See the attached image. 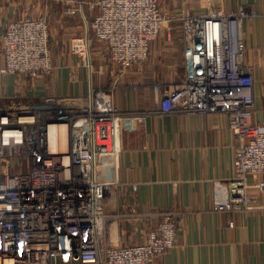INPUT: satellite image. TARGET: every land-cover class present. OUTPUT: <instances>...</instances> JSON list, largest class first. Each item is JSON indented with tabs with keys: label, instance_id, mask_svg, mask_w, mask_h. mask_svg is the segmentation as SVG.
I'll return each mask as SVG.
<instances>
[{
	"label": "built area",
	"instance_id": "1",
	"mask_svg": "<svg viewBox=\"0 0 264 264\" xmlns=\"http://www.w3.org/2000/svg\"><path fill=\"white\" fill-rule=\"evenodd\" d=\"M89 4L97 9L92 21L96 39L108 46L111 64L122 69L147 61L152 41L169 23L180 22L186 75L162 91L160 109L227 115L238 140L236 174L228 186L217 183L215 207L254 208L264 194V124L253 121L254 77L245 64L243 38L247 7L181 11L173 17L163 12L158 0ZM2 45L3 73L38 78L53 72L45 18L26 14L10 22ZM91 46L89 37L72 40L73 53L88 67ZM120 119L105 88L0 111L2 264H153L175 245L179 217L169 210L161 213L158 228L145 242L123 246L110 238L106 198L118 181Z\"/></svg>",
	"mask_w": 264,
	"mask_h": 264
},
{
	"label": "crops",
	"instance_id": "2",
	"mask_svg": "<svg viewBox=\"0 0 264 264\" xmlns=\"http://www.w3.org/2000/svg\"><path fill=\"white\" fill-rule=\"evenodd\" d=\"M72 1L0 0V111L45 101L50 94L82 96L107 89L121 112L118 181L106 198L105 225L113 242H145L158 228L161 213L169 210L179 217L176 243L153 264H264V194L252 209L221 211L214 203L217 183L228 186L236 174L238 140L227 115L160 109L162 91L186 75L181 27L164 28L152 41L147 61L122 69L111 64L108 46L94 35L97 9L90 6L92 0L77 6ZM181 1L205 10L208 0ZM209 1L227 12L248 9L245 64L254 77L253 121L264 124V0ZM34 13L48 17L53 29L55 70L48 82L1 71L7 25ZM86 32L98 70L72 51V40Z\"/></svg>",
	"mask_w": 264,
	"mask_h": 264
},
{
	"label": "rangeland",
	"instance_id": "3",
	"mask_svg": "<svg viewBox=\"0 0 264 264\" xmlns=\"http://www.w3.org/2000/svg\"><path fill=\"white\" fill-rule=\"evenodd\" d=\"M40 1H43V0H40ZM46 1H51V3H54V4L58 2V0H46ZM83 1H86V0H74V1H72V4L75 5V6H77V5H84ZM187 1L189 2V0H187ZM190 1H192V0H190ZM158 3L160 5L161 9L163 10V12L167 13L169 16L173 15V17H176V14H179L181 11H191L192 13L193 12L194 13H199V12L209 11V12H213L214 13V12H218L220 10L219 9V6L217 5V3H214V2L209 1V0L206 1V3H205L206 4L205 10H203V9L193 10V9H191V8L188 7L189 5H185V4L183 5V3H182L181 0H158ZM163 4H165L167 8H164L163 7ZM200 10H202V11H200ZM50 14L51 13H49V15ZM32 16L33 17H43V18L46 19V21H47V23L49 25V39H50V44H52V39H53L52 31H53V29H52V25L49 23L48 17H46L44 15L37 16L36 13H34ZM180 26H181L180 25V22L177 19H175L174 21H172L171 23H169V27H171L172 29L174 28L175 30H179V27ZM85 34H87V35H85ZM84 35H85V37H89L87 32L84 33L82 36H84ZM78 37H81V36L78 35ZM92 54H93V46L91 48V56H90L91 58H90V62L93 64L92 66H94L98 70L99 68H98V66L96 64L98 62V59L97 60L95 59L93 61L94 57H93ZM95 58H96V56H95ZM62 65H63V62H62ZM87 65L89 66V64H87ZM53 68H54V64H53ZM82 69H86V68H82ZM54 70H53V72L51 74H54ZM72 74L74 75L73 72H72ZM17 75L27 76V75L19 74V73ZM106 78H107V75H106ZM36 79H45V81L48 82L51 79V75L49 74V75H46V76H43V77L41 76V77H38ZM75 79H76V77L74 79H72L71 82L75 81ZM79 79H81V78H79ZM81 86H83V85H81ZM50 96H57V95L50 94L48 97H50ZM48 97H46V99Z\"/></svg>",
	"mask_w": 264,
	"mask_h": 264
},
{
	"label": "bare ground",
	"instance_id": "4",
	"mask_svg": "<svg viewBox=\"0 0 264 264\" xmlns=\"http://www.w3.org/2000/svg\"><path fill=\"white\" fill-rule=\"evenodd\" d=\"M51 141H52V144H55L57 141H56V139H54V137H55V133L51 130ZM63 142H62V145H61V147L62 148H66V142L64 141V140H62ZM3 262L1 261V259H0V264H2ZM5 264H11V263H9V262H6Z\"/></svg>",
	"mask_w": 264,
	"mask_h": 264
}]
</instances>
